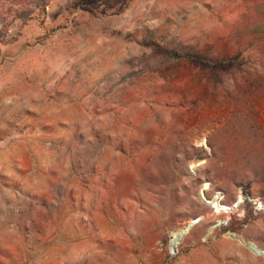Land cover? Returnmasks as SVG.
I'll return each instance as SVG.
<instances>
[{
    "label": "rangeland",
    "instance_id": "374dc122",
    "mask_svg": "<svg viewBox=\"0 0 264 264\" xmlns=\"http://www.w3.org/2000/svg\"><path fill=\"white\" fill-rule=\"evenodd\" d=\"M253 26L264 0H52L13 28L0 264H264Z\"/></svg>",
    "mask_w": 264,
    "mask_h": 264
},
{
    "label": "trees",
    "instance_id": "16d2710c",
    "mask_svg": "<svg viewBox=\"0 0 264 264\" xmlns=\"http://www.w3.org/2000/svg\"><path fill=\"white\" fill-rule=\"evenodd\" d=\"M52 0H0V45L3 44L13 28L21 29L35 16H46L47 8ZM14 22H17L14 27ZM249 35L254 39H235L239 46L241 43L248 45L247 50L255 48L260 53L257 60H261L264 70V30L253 26L248 29ZM243 52H246L245 50ZM170 57H176L173 53H167ZM262 56V57H260ZM251 58V56H249ZM262 58V59H261ZM224 62V61H223Z\"/></svg>",
    "mask_w": 264,
    "mask_h": 264
},
{
    "label": "water",
    "instance_id": "95a60500",
    "mask_svg": "<svg viewBox=\"0 0 264 264\" xmlns=\"http://www.w3.org/2000/svg\"><path fill=\"white\" fill-rule=\"evenodd\" d=\"M198 222V220L194 221L193 223H190L189 225H187V228L185 230H181L179 233L182 234V237L188 232L191 230V228L193 227V225H195L196 223ZM181 242L180 241H177V243L179 244ZM177 247V244H174L173 245V250H175V248Z\"/></svg>",
    "mask_w": 264,
    "mask_h": 264
},
{
    "label": "bare ground",
    "instance_id": "6f19581e",
    "mask_svg": "<svg viewBox=\"0 0 264 264\" xmlns=\"http://www.w3.org/2000/svg\"><path fill=\"white\" fill-rule=\"evenodd\" d=\"M216 208H217L218 210H220V207H219V206H217ZM181 235H182V234L179 233V232L173 233L172 248H173V245H174V244H177V245H178L177 241L180 240Z\"/></svg>",
    "mask_w": 264,
    "mask_h": 264
}]
</instances>
